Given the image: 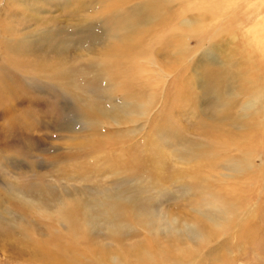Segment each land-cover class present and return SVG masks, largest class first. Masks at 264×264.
I'll return each mask as SVG.
<instances>
[{
  "label": "rangeland",
  "instance_id": "rangeland-1",
  "mask_svg": "<svg viewBox=\"0 0 264 264\" xmlns=\"http://www.w3.org/2000/svg\"><path fill=\"white\" fill-rule=\"evenodd\" d=\"M89 1L80 9L79 0H39L31 3L39 10V19L26 22L21 7L10 9L0 0V25L3 16L14 14L11 20L21 28L36 27V38L44 39L41 44L59 46V41H70L84 50L93 38L101 46V42L129 35L126 26L113 25L111 14L87 10L111 5L113 0ZM122 1L117 0V5ZM132 1H124V11L138 2ZM215 4L209 15L217 16L214 12L226 6ZM254 5L241 16V24L232 25L220 38L242 35L251 24L263 22L264 3L259 16L254 13L257 0ZM165 12L160 10L151 19L154 25L141 26L143 55L151 54L152 59L162 55L160 50L168 51L162 47L168 35L182 40L180 31L174 30L180 1L162 17ZM225 20L213 25H223ZM44 30L51 33L40 35ZM206 33L196 38L198 45L183 47L219 46V37ZM250 40L238 37L230 47L236 53H248L253 51ZM260 44H254L259 48L254 55L256 66H243L256 76L238 81L243 87L264 85V32ZM173 50L172 64L161 69L152 60L143 62L148 79L143 74L126 89L122 86L125 78L98 70L93 62L83 68L75 59L68 88L47 78L44 71L33 72L29 62L25 69H17L8 61L15 58L5 57L0 48V59L8 61L1 63L0 89H9L0 95V264H113L109 257L116 256L119 264H264V161L256 157L259 153L264 158V145L246 141L241 148L248 149L253 160L247 155V161L239 162L240 173H231L226 167L233 160L229 155L244 159L246 152L231 151L225 145L216 148L212 139L207 144L198 127L203 119L208 125L216 98L226 91L228 80L216 82L218 74L229 78L235 69H221L205 60L191 90L187 81L185 85L180 82L184 70L180 72L181 62L175 61ZM219 56L221 62L226 60L222 52ZM15 71L22 75L14 76ZM238 82L234 86L240 89ZM184 86L188 92H179ZM189 91L200 99L195 109ZM150 101L154 108L146 110ZM239 101L243 104V97ZM170 103L171 107L184 106V111L175 114L171 108L175 115H168L163 107ZM106 109L117 115L120 125L103 113ZM167 134L173 137L167 139ZM258 140L264 141V134ZM188 151L193 158L183 159ZM248 164H253L250 171ZM236 191L238 201L230 223L221 221L215 226L205 221L203 212L228 210ZM180 221L195 223L213 235L212 243L202 244L201 253L189 250L184 262L181 252L188 241ZM218 243L222 245L215 249ZM188 248L195 250L191 245Z\"/></svg>",
  "mask_w": 264,
  "mask_h": 264
},
{
  "label": "bare ground",
  "instance_id": "bare-ground-1",
  "mask_svg": "<svg viewBox=\"0 0 264 264\" xmlns=\"http://www.w3.org/2000/svg\"><path fill=\"white\" fill-rule=\"evenodd\" d=\"M85 1L86 0H79L80 9L85 8ZM116 1L117 0H113L111 5L103 7L104 4H101L98 9L94 8L93 6V8L87 10L89 12H92L93 10H100L111 14L109 16H111L110 19L113 20V25L119 24V26L123 25L128 28L127 34L129 35H127V37L123 38L117 36L107 44L101 42V46L97 45V41L93 38L94 40L92 39L91 44H89V47L85 48V50L83 49V45L77 48L72 46L70 41H59V44L61 46L63 45V47L61 48L60 45H46L45 43L41 44L44 39L41 38L38 40L36 38V27L31 28V26L28 25L29 28H21L19 25L14 23L15 21L11 20V17L14 16V14H9L5 17L3 16L4 23L2 24V26L0 25V38L2 39L0 48L1 50H3L4 56L11 55L15 58L8 61L14 62V65L17 69H25L24 65L29 62V69H31L33 72L37 73L39 71H44L45 73H47V78H52L54 81H59L60 84L68 88L70 85L71 68L73 69L72 59L77 60L78 65H81V67L83 68L90 66L91 62H93L98 70H100V68H103L109 70L112 74L125 78L127 81L122 83V86L124 85L123 87L126 89H129L127 86L132 82V79H140L143 74L149 72L145 65H143V62H151L152 60L157 65H160L161 69L162 67L164 68L166 64L167 66L172 64L173 62H171L170 59H173L171 56V51L173 48H175L173 52L176 53V55H173L174 57H176L175 61L181 62L180 72L184 70L181 73L182 78H180V82L185 85L187 81L189 83L188 85L191 86V90L195 89L194 82L195 79L197 80V77L199 75L198 68L201 64L204 63L205 60L206 62L211 60L212 64L214 63L219 65L221 69H224V66H227L228 68L230 67V70L235 69V71L232 72V75L229 76V78L224 76V74L222 73L225 70H221L222 74H218L219 77H217L216 82L221 81L225 83L226 80H228L226 91L222 94H219V96L216 98V107H214L213 115L212 118L209 119L208 125L206 126V121L203 119L202 121L200 120L201 122H198V127L204 133L203 137H207V144H209L208 139H212L213 145L216 148L221 145H225L228 150H238L240 153L246 152V157L244 159L240 158V156L237 158V156L234 157L233 155H229V157H231L233 160L228 161L226 167L231 171V173L238 172L239 174L241 169L240 163L242 164V161L248 160L247 155H249V160H253V155H251V153H247L249 152L248 149H242L246 146V141L248 142L252 140V145L254 143H257L260 146L264 145V141L259 142L258 140V138H261L264 134V118H262L264 110V85H262L261 83H256L254 86L247 88L243 87L238 82L244 78H249V76H256V74H252L251 71L247 69L245 70L243 66H247V63H249L250 65L252 63L254 66H256L258 62V59L256 60L254 55L258 54V51L255 50L259 48H255L254 44H259V46L262 47V45L260 44V36H262L264 32V21H257L253 25L251 24V26L247 29V32H243L242 35L234 33L229 37L228 40L222 39L220 37L223 36L225 34V31H227L226 29H229V27H231L232 25H236L239 22L240 24L242 23L241 16L247 9H252V7L255 6V0H138V2L142 3L137 4V2L125 11V0L120 3V6L117 5L118 3ZM177 1H180V13L177 15L178 17H176L178 21L174 27V30L180 31V37L182 38V40L178 41L176 37L170 34L162 45V47H168V51L165 52L164 50H160L162 55H158L159 60L154 56L152 59V57H150L151 54H147L146 56H144L143 52L145 51V46H141V26L145 23H147L149 26L154 25V23L151 22V19H155L154 16L156 14H159L158 12L160 10H166V12L161 15L162 17L165 16L167 14V11H170L171 5L176 3ZM37 2H39V0H4V4H7L10 9L13 5H18L19 7H21V15L25 16L26 22L39 19V10L31 5V3ZM89 2L95 3L93 0H90ZM213 3H216L215 5L220 4L219 6H221L223 3H226V6H222L223 8L221 10L217 7L219 13L218 11H213L214 13L217 12V16L213 14L215 17L213 15H209L212 14L211 10L213 9ZM263 3L264 0H257V4H259L257 6L259 7L258 10L254 12L257 16L261 15L262 13L260 9ZM192 10H195L197 12L191 15V13L189 14V12ZM202 10L207 11L205 13L201 12ZM132 12L133 14L131 18ZM139 16H142V19L139 20ZM262 16L261 17L264 20V14H262ZM173 17L175 18V16ZM224 18H226V20L223 25H213L214 23H217L219 21L221 22V20ZM120 19L123 20L119 21ZM260 19L261 18H259L258 20ZM139 21H141V24ZM76 25L77 24H74V26ZM63 30L64 28H61L57 31L58 33H60ZM206 31L207 33L204 36L210 35L212 38L219 37L220 40L217 44L219 46L211 47L212 44L208 43L206 46H203L200 49L191 50V48L185 47L186 44L198 45V39L196 38L200 34L203 38V34ZM50 33V30H44L39 34H44V36H46ZM242 36H245L248 40L251 37L248 45L253 49V51H248V53L247 51L236 53L230 47L235 42L236 38ZM183 44L185 45L184 47ZM88 52H92V55H86ZM220 52L224 54L226 58L225 61L221 62L219 56ZM245 53L247 55H245ZM8 61L7 59H0V69L1 63H8ZM13 73L16 77L22 75L19 72L17 73V71ZM216 73L217 70L214 74ZM146 76L148 79L147 74ZM236 82L240 84V89L237 88L238 86H234L236 85ZM117 87L118 86H116V88ZM222 87H225V84ZM8 90L9 89H6V87L4 86L2 89H0V95H5ZM188 90V86H184L183 88L179 89V92H188ZM184 94L180 96H184ZM189 94H193L190 103H192L191 107L195 109L197 108L200 99L197 94L192 91H189ZM241 97H243L244 100L243 104H241V102L239 101V98ZM183 107H171L170 103L168 107H163V110L166 109L165 111L167 112V114L173 116L175 114L183 112ZM148 108H150L151 110H153L154 108L151 101L149 106L145 109L149 110ZM171 108L173 109L175 114L171 112ZM122 112L124 111L122 110ZM190 112L192 113L191 109ZM103 113H105L106 115L107 113L110 114L114 121L118 125H120V119L116 114H114L113 111L110 112L106 109ZM197 117L199 118V116ZM170 137L173 136L167 134V139ZM204 143L206 144V142ZM214 147L213 149H215ZM210 150L211 148L207 149V152ZM224 151L226 150L224 149ZM195 152L196 154L198 153V151L196 150ZM192 155L193 152L188 151L186 155L182 156V158H193ZM256 157H258L261 161H264L263 156L259 155V153L256 154ZM252 167L253 164H248L246 169L250 171ZM178 177L183 180L182 176L178 175ZM237 177L238 175L235 176V178ZM237 193L238 191H236V196H232V198L230 199V209L228 208L227 210V207H225V212H223L222 210H217L216 213L203 212L205 221H209L215 226H218L221 221L230 223L233 211L237 206ZM228 213L230 215H228ZM174 217V220L178 222V218H176V216ZM156 222L161 223L162 221L157 220ZM180 223H183L186 231L189 232L187 234L183 227L182 231L185 234V240L188 241L187 246H183V252H181L183 255L181 262H184V256L190 255L188 253L189 250L195 251V253L197 251L198 253H201L203 249L201 247L202 244L207 243V241L212 243L213 235L212 231L207 230L206 228H202L195 223H188L187 221H180ZM150 225H153L155 227L156 223L151 222ZM178 239L180 240L181 237ZM190 245L195 250H193L192 248H188L190 247ZM221 245L220 243H218L217 246H214V248L219 249L218 247H221ZM133 250L137 251V246L134 247ZM43 251L46 252L47 250L44 249ZM164 251L166 250H163V252ZM109 259H111L113 264H119L121 261L118 256L112 258L109 257ZM104 263L105 262L103 261V264Z\"/></svg>",
  "mask_w": 264,
  "mask_h": 264
}]
</instances>
